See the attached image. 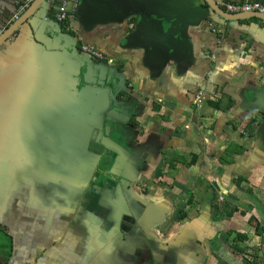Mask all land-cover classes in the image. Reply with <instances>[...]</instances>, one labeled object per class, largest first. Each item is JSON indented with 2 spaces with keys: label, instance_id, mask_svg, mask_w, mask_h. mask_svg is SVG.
Wrapping results in <instances>:
<instances>
[{
  "label": "crops",
  "instance_id": "obj_1",
  "mask_svg": "<svg viewBox=\"0 0 264 264\" xmlns=\"http://www.w3.org/2000/svg\"><path fill=\"white\" fill-rule=\"evenodd\" d=\"M213 1H45L0 46V264H264V21L225 5L264 0Z\"/></svg>",
  "mask_w": 264,
  "mask_h": 264
},
{
  "label": "water",
  "instance_id": "obj_2",
  "mask_svg": "<svg viewBox=\"0 0 264 264\" xmlns=\"http://www.w3.org/2000/svg\"><path fill=\"white\" fill-rule=\"evenodd\" d=\"M47 0H36L32 7L9 29L0 35V46L3 45L9 38H11L19 27L25 23L35 11ZM212 10L219 16L227 18L226 12H224L213 0H206ZM249 17H257L264 21V15L258 13L249 14ZM228 19H235V15L228 14ZM168 32V31H167ZM145 35L149 41L153 54H164L166 52L168 44H171V40L166 36V28L163 23H159L156 27H151Z\"/></svg>",
  "mask_w": 264,
  "mask_h": 264
},
{
  "label": "built area",
  "instance_id": "obj_3",
  "mask_svg": "<svg viewBox=\"0 0 264 264\" xmlns=\"http://www.w3.org/2000/svg\"><path fill=\"white\" fill-rule=\"evenodd\" d=\"M32 0H28L30 3ZM48 4H57V20L60 22H72L75 20L76 12L79 7L80 0H70L73 4L72 8H68L67 1L58 2L57 0H47ZM227 11L232 14H252L258 13L264 15V5L258 2L244 3V4H233V3H225ZM24 7H22V10ZM82 50L84 53L102 59V54L95 48L91 46H83ZM207 94L206 91H199L196 95V102L198 104L202 103L203 97Z\"/></svg>",
  "mask_w": 264,
  "mask_h": 264
},
{
  "label": "trees",
  "instance_id": "obj_4",
  "mask_svg": "<svg viewBox=\"0 0 264 264\" xmlns=\"http://www.w3.org/2000/svg\"><path fill=\"white\" fill-rule=\"evenodd\" d=\"M111 161V160H110ZM110 161L106 160L103 164H102V168H106V166L110 165ZM260 230H264V227H262Z\"/></svg>",
  "mask_w": 264,
  "mask_h": 264
},
{
  "label": "rangeland",
  "instance_id": "obj_5",
  "mask_svg": "<svg viewBox=\"0 0 264 264\" xmlns=\"http://www.w3.org/2000/svg\"><path fill=\"white\" fill-rule=\"evenodd\" d=\"M107 155H109V153L107 152ZM112 167V166H111Z\"/></svg>",
  "mask_w": 264,
  "mask_h": 264
}]
</instances>
